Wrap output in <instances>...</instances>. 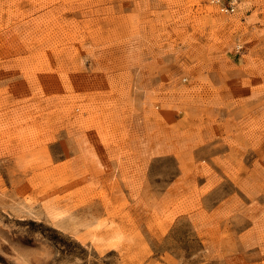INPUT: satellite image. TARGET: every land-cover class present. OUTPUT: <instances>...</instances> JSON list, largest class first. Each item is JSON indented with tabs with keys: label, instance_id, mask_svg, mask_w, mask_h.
Returning a JSON list of instances; mask_svg holds the SVG:
<instances>
[{
	"label": "rangeland",
	"instance_id": "rangeland-1",
	"mask_svg": "<svg viewBox=\"0 0 264 264\" xmlns=\"http://www.w3.org/2000/svg\"><path fill=\"white\" fill-rule=\"evenodd\" d=\"M228 1L0 0V264H264V0Z\"/></svg>",
	"mask_w": 264,
	"mask_h": 264
},
{
	"label": "bare ground",
	"instance_id": "bare-ground-1",
	"mask_svg": "<svg viewBox=\"0 0 264 264\" xmlns=\"http://www.w3.org/2000/svg\"><path fill=\"white\" fill-rule=\"evenodd\" d=\"M219 9L221 10V6L219 5ZM224 12V11H223ZM45 214L46 216L53 222L57 223L60 219L67 214V210L62 206L56 204H48L45 206ZM56 225V224H55ZM116 231V230H115ZM120 234L118 232H112L109 235L110 242L118 241L120 239ZM123 236V235H122ZM122 239V238H121ZM119 243V242H118ZM112 244V243H111ZM117 244V243H116ZM115 246V245H114Z\"/></svg>",
	"mask_w": 264,
	"mask_h": 264
},
{
	"label": "built area",
	"instance_id": "built-area-1",
	"mask_svg": "<svg viewBox=\"0 0 264 264\" xmlns=\"http://www.w3.org/2000/svg\"><path fill=\"white\" fill-rule=\"evenodd\" d=\"M235 0H230L226 3H221L220 6H221V11H224V12H233L234 11V8H235Z\"/></svg>",
	"mask_w": 264,
	"mask_h": 264
}]
</instances>
